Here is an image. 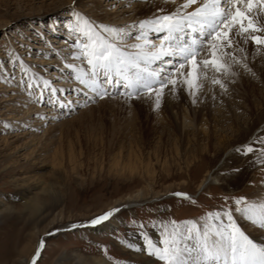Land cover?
I'll use <instances>...</instances> for the list:
<instances>
[{"label":"rangeland","instance_id":"374dc122","mask_svg":"<svg viewBox=\"0 0 264 264\" xmlns=\"http://www.w3.org/2000/svg\"><path fill=\"white\" fill-rule=\"evenodd\" d=\"M148 2L0 0V264H27L38 239L52 230L36 264H143L150 255L134 258V248L129 245L161 242L174 229L177 234L180 230L188 233L186 228L192 225L185 221H193L203 230L205 224L216 223L206 216L208 212L223 216V211L230 209L234 219L243 220L244 214L235 210L242 207L235 204V197L245 196L248 202L259 204L255 197L264 183V164L257 166V176L251 171V184L245 190L225 189L220 178L232 168L237 149L250 143L262 125L247 141L228 148L214 164L218 179L200 185L209 166L208 160L197 156V149L208 145L200 126L199 130L192 127L187 137L184 131L176 133L158 106L150 116V133L142 138L138 118L142 119L145 111L141 105L150 104L155 93L126 97L110 88L109 94L101 97L67 68L68 63L86 67V62L70 54L79 51L74 47L78 36L70 28L75 23L74 12L85 16L105 36L102 25L123 28L122 40L109 38L128 45L137 34L133 24L154 14H140L141 8H149ZM159 35L152 33L151 38L156 42ZM187 68L185 65V74ZM197 76L193 110L220 117L216 101L219 85L211 83L217 72L211 65H201ZM171 86L163 89L160 97L169 96L175 102L176 97L168 93ZM52 88L59 91L52 92ZM241 115L244 117L238 122L245 124L250 116ZM125 120L131 125L125 124L119 129L120 137L112 138L113 124L122 126ZM231 122L226 125L229 128L216 129L212 149L204 150L208 156L218 149L221 134L234 133ZM177 141L179 152L174 148ZM39 181L44 186L52 184L55 195L34 189L43 206L32 211L25 206L22 193L27 185ZM177 192L190 198L179 197ZM119 202L124 207L110 226L94 229L86 223ZM246 225L244 230H264L252 223ZM156 264L164 262L157 259Z\"/></svg>","mask_w":264,"mask_h":264},{"label":"snow or ice","instance_id":"6c2138e0","mask_svg":"<svg viewBox=\"0 0 264 264\" xmlns=\"http://www.w3.org/2000/svg\"><path fill=\"white\" fill-rule=\"evenodd\" d=\"M73 15L75 23L70 28L78 36L74 47L79 51L70 54L86 62V67L68 63L67 68L73 71L76 80L88 84L101 97L107 96L112 87L126 97L141 92L155 93L159 97L169 84L175 86L176 73L179 72L186 88L193 89L190 95L195 104V87L198 86L195 82L201 65H211L215 72L227 74V61L240 63L241 59H246L243 46L249 41L254 46L264 47V0H181L171 10L157 8L154 14L135 22L133 26L137 27V34L128 45L109 38L122 40L123 28L102 25L108 34L105 36L81 13L74 12ZM152 33L160 34L158 42L151 38ZM185 65H188L186 74L183 71ZM211 83L219 85L222 90L226 88L217 76L212 77ZM44 84L48 87L49 81L45 80ZM51 91L59 89L52 88ZM237 152L244 155L258 152L256 159L264 164V139L245 144ZM175 195L190 198L184 192ZM234 200L236 205H242L235 209L237 212L264 228V203L248 202L245 196ZM118 210L111 208L86 223L97 225ZM206 216L219 220V225L209 228L205 224V231L201 234L193 221H185L186 225H192L187 235L177 234L174 229L168 238L161 240V246L148 241L149 254L164 264H264V244H257L241 230L230 209H225L223 216L220 212H208ZM223 217L227 218V223ZM192 240L196 241L195 245L188 243ZM43 245L41 239L29 264H36ZM193 253L195 258H192Z\"/></svg>","mask_w":264,"mask_h":264},{"label":"bare ground","instance_id":"6f19581e","mask_svg":"<svg viewBox=\"0 0 264 264\" xmlns=\"http://www.w3.org/2000/svg\"><path fill=\"white\" fill-rule=\"evenodd\" d=\"M149 1H150V3L148 2L149 8L148 9L141 8L140 14L149 13V12L155 13L157 8L171 10L175 5L181 3V0H149ZM234 47H238V46L234 44ZM243 47L245 49L246 59H241L240 63H234L229 60L227 61V63L229 64V71L227 72V74L217 73V76L226 85V88L223 90L218 86L219 91L217 93L218 95L216 96V101L219 102V105L221 107L220 117L219 116H216L215 118L210 117L208 112L196 113L195 110H193L192 107L193 97L190 95V92L193 89L186 88V86L183 83L184 78L180 76L179 77L177 76V81L175 86L172 85L170 91L168 92L170 95L176 97L175 102H171L169 96H166L164 98L160 96L159 97L155 96L150 104L147 103L146 105H141V111L142 112L145 111L144 112L145 114L142 115L143 118L142 119L141 117L138 118L140 119V126H141L140 136L142 138H145L143 135L146 136L148 133H150L149 132L150 116L151 113L154 112L153 110L158 106H161L163 112L167 114L170 123L173 125V131H175L176 133L178 132L182 133L184 131V136L186 135L187 137V134L189 131H191L192 127L193 128L197 127V130L201 128V131L204 132L203 135H205V138L208 141V145L203 148L201 147L198 148L197 156L200 157L201 160L204 161L208 160L209 166H207L208 169L206 170V173L202 178L200 185H204L205 183H207V180L209 182L218 179V177L216 178V174H217L216 170L213 169L214 164L219 160V158L228 148H231L236 144H240L247 141L248 138H250L254 134L255 130L259 128V126L261 125L262 128L255 133L253 140L251 142L259 139H264V47L254 46L251 41H249ZM245 64L247 65V68L244 67ZM112 89L114 91L116 87H112ZM199 97H200L199 99L202 98L201 96ZM104 102H108V101L106 100ZM208 104L210 105V103ZM103 105L105 106V104ZM243 113H245V115L248 114L250 116L248 120L246 119L247 120L246 122L244 121L245 124H241L238 122L241 116L244 117L243 115H241ZM230 120L234 123V124H230V127H232L234 133L231 136H228L227 135L228 133L226 135L221 134L218 137V149L215 150L216 152L213 154V156L211 157L208 156L204 150L210 151L212 149L211 145L212 143H214V140L217 138L218 128H222V129L226 127L229 128V126L226 125H228V122ZM129 122L130 121L127 122L126 120L124 124H121L123 123L121 122L120 124L122 126H117V124H113V126L111 127L112 138L114 137L117 138L118 136L120 137L121 133L119 129L122 130L124 127H126L124 126L125 124L127 126L128 125L130 126L131 124ZM212 122H214V126H212L213 125ZM198 126H200L199 129ZM206 126L207 128L209 127V129L205 128ZM187 139L190 140L189 138ZM135 141L137 142L140 140L136 137ZM178 141L175 143L174 148L175 151L179 152L180 144H178ZM135 156L136 155H134V158ZM258 156H259L258 152L254 154L249 153V155H247L246 157L244 154H240V152H238V156L235 158L233 163H230V165H232V168L226 170V172H224L222 174V177L220 178L222 180L221 184L223 188L228 190H237V189L239 190V188L241 187L240 189L245 190V188L250 187L251 178H249V176L251 171L254 170L255 176H257L259 174V169H257V166L262 165L259 162V160L256 159V157ZM149 168H151L149 167V165L146 166L147 170H150ZM179 175H182V173H180ZM23 181H25V179H23ZM48 186H44L42 184V181L34 182L31 186L27 185L22 193V197L25 199L26 202L25 206H29L30 208H32V211L41 210L43 206V202L37 195L38 193L36 194L34 189L39 188L42 191H50L53 195H55L53 190V185L50 184ZM242 186L245 187L242 188ZM256 194L258 195L257 197H255V199L259 203H264V183L259 185ZM143 195L144 194L142 193V196ZM136 196L137 197L140 196V193H138ZM128 202L130 203V201ZM122 206L124 207L122 202L110 206L108 210L114 207L118 208L119 210L113 213L112 216H110L107 220L97 225H91V226H93L94 229L106 227L108 225L110 226L111 221L115 219L116 214L123 208ZM0 217H2L1 213H0ZM223 219L224 222L227 223V218L223 217ZM234 221L238 224L241 230H243L245 234L249 236L250 239H252L257 244H264V230L256 229V227L255 228L253 227V229H250V231L244 230V227L248 226L246 224L251 225L252 223V222L247 223L248 219L245 216L243 220L234 219ZM219 223L220 221L216 220V223L209 222L208 225L209 228H212L213 226H218ZM184 226L186 227V225ZM186 229H189V227ZM200 231L201 234H203L205 228H203V230L200 229ZM179 233H182V231L180 230L178 234ZM184 234L187 235L188 233H184ZM193 235H195L194 232ZM45 237L46 234H43L42 237L38 239L32 255L27 260V264H29V262L31 261V257L35 253L36 248L39 247V242L41 239L44 240L43 248L45 247ZM147 243L148 242H144V243L138 242V244H135V247H133L134 248L133 251H131L133 252L132 254L134 258H137L140 255L145 257V255L149 254V251L147 250ZM152 243L157 246H161L160 240L154 241ZM188 243L190 245H195L196 241L192 240V241H188ZM192 258H195V253H193ZM157 259L158 258L155 255H150V257H146L143 264H156ZM100 264H106V263L100 262Z\"/></svg>","mask_w":264,"mask_h":264},{"label":"water","instance_id":"95a60500","mask_svg":"<svg viewBox=\"0 0 264 264\" xmlns=\"http://www.w3.org/2000/svg\"><path fill=\"white\" fill-rule=\"evenodd\" d=\"M54 231H55V230H52V231L46 233V235H49L50 233H52V232H54ZM43 246H44V245H43ZM42 248H43V247H42ZM42 248H41V250H40V254H41ZM39 256H40V255H39ZM39 256L37 257V259L39 258Z\"/></svg>","mask_w":264,"mask_h":264}]
</instances>
